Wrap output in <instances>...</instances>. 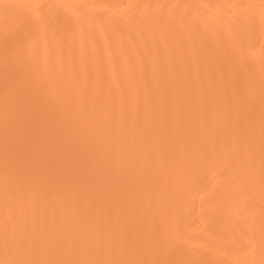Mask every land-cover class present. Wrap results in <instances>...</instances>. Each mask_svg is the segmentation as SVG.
Instances as JSON below:
<instances>
[{
  "label": "bare ground",
  "instance_id": "1",
  "mask_svg": "<svg viewBox=\"0 0 264 264\" xmlns=\"http://www.w3.org/2000/svg\"><path fill=\"white\" fill-rule=\"evenodd\" d=\"M22 261L264 264V0H0V264Z\"/></svg>",
  "mask_w": 264,
  "mask_h": 264
},
{
  "label": "snow or ice",
  "instance_id": "2",
  "mask_svg": "<svg viewBox=\"0 0 264 264\" xmlns=\"http://www.w3.org/2000/svg\"><path fill=\"white\" fill-rule=\"evenodd\" d=\"M5 7L8 8V7H13V6L6 5ZM15 7L19 8V7H23V6L22 5H15ZM21 121H22L23 125L28 129V131H29L30 134L37 135V136H39L41 134L39 128L33 129L31 127V123H30V121H31V114L29 113V111L27 110V108L22 113ZM16 264H30V262L22 261V262H16ZM32 264H34V262H32ZM105 264H113V262H105ZM120 264H123V262H120Z\"/></svg>",
  "mask_w": 264,
  "mask_h": 264
}]
</instances>
